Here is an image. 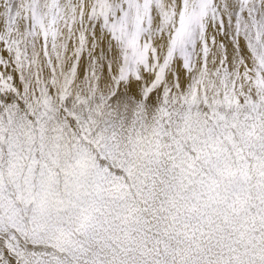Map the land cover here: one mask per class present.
<instances>
[{
	"label": "snow or ice",
	"instance_id": "6c2138e0",
	"mask_svg": "<svg viewBox=\"0 0 264 264\" xmlns=\"http://www.w3.org/2000/svg\"><path fill=\"white\" fill-rule=\"evenodd\" d=\"M190 3L188 25L175 33H183L179 49L171 40L155 72L122 41L118 74L108 81L114 89L148 80L144 95L150 96L174 54L190 71L191 37L213 0ZM217 26L223 32V17ZM261 31L264 24L255 40L245 34L254 65L251 75L245 72L250 87L201 90L202 77L187 92L164 87L153 122L127 136L94 131L91 117L76 131L67 122L80 121L74 113L49 127L70 93L68 82L55 98L42 90L23 116L6 107L0 113V264H264ZM112 37L121 40L114 29ZM11 80L0 76V92L15 91Z\"/></svg>",
	"mask_w": 264,
	"mask_h": 264
},
{
	"label": "bare ground",
	"instance_id": "6f19581e",
	"mask_svg": "<svg viewBox=\"0 0 264 264\" xmlns=\"http://www.w3.org/2000/svg\"><path fill=\"white\" fill-rule=\"evenodd\" d=\"M69 1L71 0L36 1L38 10L43 14L49 38L45 50L37 49L38 46L28 31L29 16L23 6L24 0H10L7 8L0 4V52H6V55H0V76H11L10 84L15 89L0 92V113L6 107L12 106L18 116H23L30 111L29 105L40 100L42 90L48 89V94L55 98L58 96L56 91L63 89L68 82L70 93L56 105L49 127L64 124L68 114L74 113L81 118L80 121L67 122L74 124L76 131H79L83 121L91 117L95 121L94 131L107 129L109 132L116 131L127 136L153 122L163 103L164 87L176 92H187L194 78L201 77L203 83L197 85L201 90L208 88L209 84L213 86L209 91L222 90L225 86H235L237 91L250 87L245 72L251 75L254 65L245 34L253 35L254 38L258 26L264 24V15L261 14L264 11V0H260L255 7V24L252 13L248 14L247 10L250 9L246 8L249 3L245 6L239 0H213L203 19L202 40L198 39L195 47H191L190 71L185 73L178 55L174 54L166 67L165 78L159 90H154L148 97L144 95V89L150 83L148 80H142L135 87V81L129 80L127 84L121 83L119 89H114L108 83L118 73L120 64L119 47L109 39L108 31L94 26V36L89 38L88 48L76 61L72 42L67 43L65 48H58L57 44L53 47L51 41L58 40L64 29L58 27V30L51 33L48 23L54 14H63ZM72 1L85 2L86 6L90 2ZM162 1L159 7L151 8L152 27L156 30L153 33L152 46L158 66L168 55L169 38L174 29L190 10L186 4L187 8L182 11V0ZM107 2L113 4V0ZM220 17L224 19L223 32L217 26ZM261 32L263 36L260 45L264 46V31ZM237 33L240 35L239 41L234 38ZM213 34L216 36L214 41ZM242 59L248 62L245 63ZM177 79L180 89L175 88ZM92 89L95 91L91 92Z\"/></svg>",
	"mask_w": 264,
	"mask_h": 264
},
{
	"label": "rangeland",
	"instance_id": "374dc122",
	"mask_svg": "<svg viewBox=\"0 0 264 264\" xmlns=\"http://www.w3.org/2000/svg\"><path fill=\"white\" fill-rule=\"evenodd\" d=\"M9 1L10 0H0V4L1 6H4V8H7ZM36 1L37 0H24L23 6L25 10L28 12V16H29L28 31L31 34L32 39L35 40V44L38 46L37 49L42 48L43 50H45L49 42V38L47 37L48 33H47L46 25H44L45 20L43 14L38 10ZM89 1L90 2L88 6H86L85 2L71 0L65 6L63 14L59 16L58 15L59 13H56L52 16V19L50 18L51 21L48 23V26L51 30L50 31L51 33L54 32V30L56 29L58 30V27H62L64 29V32L61 33V36L58 39L59 41L58 40L51 41V43H53V47H55L56 46L55 44H57L58 48H65L67 46V43L69 44V42H72L74 52H76L75 53V61H76L77 57L80 54H82V52H85V50L88 48V41L90 40L89 38H93L94 28L98 26L99 28L104 29L106 32L108 31L109 39L112 42H115V44L119 47V52L122 48V41L123 40L130 41L129 46L131 48L132 55L136 56L137 58H142L143 61L147 63L148 70L155 72L159 66L157 62L155 49L152 46V39H153V35L156 33V30L153 29L154 26L152 27L153 24L151 22L152 21L151 8L153 6L159 7L163 1L149 0L147 7H145V0H133L131 6L129 4V0H113V4L111 3L112 1L107 2V0H103V3L101 2V0H89ZM259 1L260 0H255V1L239 0V3L241 5L244 4L245 6H247L248 5L247 3H249V6L246 7L247 9H250L247 10L249 12L248 14L251 15L252 13L253 20H255L254 15L257 14L256 13L257 9H255V7L258 5L257 3H259ZM189 2L190 0H188V2L186 0H182L181 5L188 4L189 9H191L192 6L191 3ZM188 12L183 19L182 18L180 19V22L174 29V33L169 38V42L173 39H176L177 41L176 47L178 49L183 39V33H181L179 37H177L175 33L182 27V25L184 28L187 27L188 17L189 15H191L189 10ZM206 13L200 19L199 26L197 27L195 33L191 37L192 45H194L193 47H195V44L198 39L199 41L202 40L201 35L204 32L203 19ZM261 14L264 15V11H262ZM105 17L107 19L106 25H105ZM113 29L115 33L121 37V40L113 39L112 37ZM262 36L263 34L261 32L260 38L257 41L258 45H260V42L262 41ZM254 40H255V33H254ZM191 47H190V53L191 50L193 49V47L192 49ZM120 58H121V54H120ZM178 59L181 61V65H182V58L179 55H178ZM188 72L189 71L185 70V73ZM123 83L127 84L128 81ZM57 87L61 88L60 86ZM56 92L59 95V91L57 90Z\"/></svg>",
	"mask_w": 264,
	"mask_h": 264
}]
</instances>
